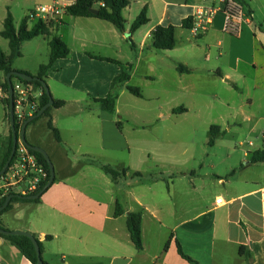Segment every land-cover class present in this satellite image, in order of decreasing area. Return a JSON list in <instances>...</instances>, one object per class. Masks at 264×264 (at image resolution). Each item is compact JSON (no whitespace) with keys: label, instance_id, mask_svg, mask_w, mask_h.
Wrapping results in <instances>:
<instances>
[{"label":"crops","instance_id":"0c3cea01","mask_svg":"<svg viewBox=\"0 0 264 264\" xmlns=\"http://www.w3.org/2000/svg\"><path fill=\"white\" fill-rule=\"evenodd\" d=\"M75 1L36 0L34 6L54 2L70 6ZM241 1L245 4L247 21L239 36H231L224 30L228 0H132L123 12L127 22L125 32L98 18L65 15L66 35L60 34L63 26L57 31L68 45L70 55L56 61L46 78L53 98L66 103L51 112L62 141H56L50 131L57 145L49 144L47 149L37 139H27L30 126L26 131L28 143L49 155L56 182L60 178V183L55 182L38 202L13 203L0 217L3 227L36 235L43 244L42 258L47 264H189L179 255L177 242L199 264H264V163L250 162L251 153L264 149V0ZM145 8L149 22L131 35L136 46L134 51L128 34ZM201 8H214L216 14L206 35L194 39L183 23L194 18ZM31 10L33 7L27 12ZM160 25L176 28L174 49H155L153 31ZM32 27L29 22V28ZM92 56L133 63L129 85L143 90L154 86L162 89L150 95L142 91L143 97L137 98L150 102L169 100L173 105L167 117L177 115L173 113L177 108L184 107L186 111L178 114H186L190 111L188 106L205 102L228 109L227 118L232 122L227 121L229 132L238 127L247 128L248 139L239 148L222 146V151L227 149L223 156L214 160L209 156L208 162L200 163V169L216 170L219 166L227 169L224 175L215 173L213 180L210 175H204L212 183L210 191H204L207 179L203 175L196 171H192L191 176L181 173L179 179L183 184L177 191L180 204L164 209L163 203L173 201L178 178H172L167 197L160 198L155 191L151 194L134 191L128 178L141 176L135 166H121L126 173L113 177L105 167L119 171L116 159L93 164L70 159L67 149L79 152L83 146L78 137L82 134L89 137L96 148L120 149V132L110 113L102 111L94 100L110 93L112 82L122 68ZM179 64L190 72L180 73ZM40 66L33 76L38 74ZM13 69L30 73L26 69ZM127 92L122 90L118 101ZM179 105L182 106L175 107ZM94 106L101 114L94 113ZM61 114L68 118L61 121ZM45 119L47 125L48 119ZM85 122L90 123L86 128L82 126ZM31 126L33 136L35 123ZM11 132L10 126L0 140V166ZM67 132L75 138L67 140ZM254 134L256 140L252 139ZM224 135L227 132L220 128L217 140L225 138ZM211 146L214 150L217 142ZM63 158L70 164L69 172L64 169ZM98 164H101L103 184L92 191L79 187L80 180L77 183L74 180L75 172L79 174L82 170L84 176L87 167H98ZM152 183L159 182L156 179ZM142 188L153 189L152 186ZM123 191L125 193L121 194ZM218 198L224 199L223 206L216 204ZM118 202L125 213L115 217ZM30 205L36 210L29 216ZM129 213L143 215L142 250H137L131 241L127 226ZM0 264L32 263L0 237Z\"/></svg>","mask_w":264,"mask_h":264},{"label":"rangeland","instance_id":"374dc122","mask_svg":"<svg viewBox=\"0 0 264 264\" xmlns=\"http://www.w3.org/2000/svg\"><path fill=\"white\" fill-rule=\"evenodd\" d=\"M35 3L36 0H0V51L10 54L9 41L1 36L8 12L13 15L15 27L19 30L23 19L29 12H27V9L33 7L34 10L36 7L34 6ZM35 22H30V27L34 26ZM65 27L60 28V34L66 35L63 30ZM58 33L56 31V36H59ZM49 41L48 38L40 36L25 42L21 49L22 56L15 60L13 67L15 69L29 70L31 74L35 75L38 67L48 62L50 55ZM3 75V73H0V83L4 82L5 77ZM1 77L4 78L1 79ZM140 89L145 91L146 95H150L153 91H162L160 86L144 88L145 90ZM210 89L213 90V88ZM216 90H219V88ZM172 105L165 98L150 102L149 99H138L129 92L125 93L118 101L116 112L110 114L111 120L115 123L114 126L120 132V149L103 150L96 148L89 142L90 138L82 134L78 137V141L80 140L83 146L79 152L67 149L70 159L73 162L80 161L87 162V164L91 162L93 164L94 161L103 163V160L108 161L113 158L118 161L115 163H118L119 171H122L121 166H135L136 171L141 173V176L135 175L132 178H128L134 191L137 193H152L155 191L160 195V198H162L161 196L167 197V188L171 184L172 178H178L173 201H166L165 204H162L164 209H167L170 205L178 207L180 198L177 191L182 188L183 184L181 179H179L181 178V173H188L191 176V172L196 171L199 175H203L202 177L204 178H206L204 175H210L212 180L215 173L224 175L227 171L224 166H219L216 170H212L209 168L200 169L199 165L201 162H208L209 156L212 160L223 156L227 149L222 151V146H227V148L237 146L239 148L240 145L247 141L248 130L246 127H238V129L235 128L229 132L227 121H231L227 118L228 109L217 104L201 102L194 106H188L190 111L186 114H171L167 117L170 114ZM93 108L95 110L93 112L96 115L101 112L97 106ZM66 118L68 117L63 114L59 116L61 121H65ZM89 124L85 122L82 126L86 128ZM214 125L226 131L227 135H224L225 138L219 139L220 141H216L217 147L213 150L210 145V139L211 127ZM10 126V112L3 102L0 101V140L6 136ZM32 128L30 126L28 129V140L37 139V142H41L47 149H49V144L51 146L57 145L51 132L47 129L45 118L35 122L33 136L31 135ZM65 138L71 140L75 137L71 132H67L65 133ZM252 139L256 140L255 134L252 135ZM62 163L64 169L69 172L70 164L66 160ZM99 165L101 164H98V167H87V174H84V176L82 170H80L81 172L79 171V174L78 171L75 172L74 180L76 183L80 180L77 185L87 191H92L98 184H103L100 178ZM58 179L60 178H57L56 184L60 183ZM156 179L159 183L154 185L152 182ZM206 179L204 191H210L212 183L208 178ZM141 186H152L153 189L148 190ZM126 188H129L128 185ZM122 193L125 192L123 191ZM30 207L29 216L36 210L32 205Z\"/></svg>","mask_w":264,"mask_h":264},{"label":"trees","instance_id":"16d2710c","mask_svg":"<svg viewBox=\"0 0 264 264\" xmlns=\"http://www.w3.org/2000/svg\"><path fill=\"white\" fill-rule=\"evenodd\" d=\"M132 0H76L74 4L67 7L66 15L73 16V17H91V18H98L104 21H107L109 23H112L115 27H117L120 31L125 32L126 30V19L124 18V10L130 6ZM236 2H240L243 6H245L244 2L241 0H235ZM98 10V14L95 15L92 13L91 10ZM193 18H189L188 20L184 21L183 26L190 29L193 26ZM149 22V18L147 15V8H145L141 14L138 16V18L134 21V23L131 26L130 33L128 34V40L131 43V48L135 51L136 46L132 41L131 35L136 32L139 28L146 25ZM65 25V22H61L60 24L55 23L52 20L49 21H43L39 20L34 23V26L30 29L29 28V21L27 17L23 19V22L21 24L20 29L17 31L15 27V22L12 14L9 12L7 18L4 21V29L1 32V36L9 41V47H10V54H6L3 51H0V72H3L5 75V82L0 83L1 86H3L6 90H9V84L7 81V76L12 71H16L13 69V63L14 61L22 56L21 48L24 42L30 41L36 37L44 36L48 38L49 41V47H50V56H49V62L45 65H41L38 74L36 77L40 78L42 81H34V82H27L24 81L26 84L34 86L36 89H40L43 92V95L41 97L40 101V108L37 114L48 104L49 102V96L45 91L44 84L46 82V78L48 75V72L53 68V65L56 61L59 59L67 58L70 55V49L68 45L64 42L63 39H61L59 36H56V31L61 27ZM153 40H154V47L157 50H172L176 47L177 39H176V28L174 26H163L160 25L156 27V29L153 31ZM95 59H98L100 61H106L111 62L114 64L119 65L122 68V72L113 80L110 93L102 99L94 100L95 103L99 105V108L102 111L108 112L110 114H114L116 112V106L117 101L119 98V94L122 90H127L129 93L134 95L135 97L142 98L143 92L140 88L134 87L129 85V82L132 77V71L134 69L133 63L123 64L120 61L110 59V58H104V57H94ZM177 69L180 73H189L190 70L186 68L185 66L179 64L177 65ZM22 72V71H20ZM28 75H32L28 72H22ZM33 76V75H32ZM14 79H18L15 77H12V81ZM3 104L6 106L7 110L10 111V100L7 99L3 102ZM65 101L55 100L53 106L50 107L43 116H40L33 122H31L29 126L34 124L36 121H38L41 118H47L48 119V129L52 132L54 138L56 141L61 142V133L60 131L53 125L52 122V109L53 108H62L65 106ZM181 111H186L184 107L177 108L174 110V114H178ZM120 125V123H118ZM27 127V129H28ZM16 129L19 131V125L16 124ZM220 136V128L218 126H212L211 127V139H210V145L215 144L216 140ZM13 149V135L11 132L10 138H9V144L6 149L3 162L0 166V172L4 168L6 162L9 160L11 153ZM33 151V150H32ZM33 153L37 156L39 162L44 165V167L47 169L49 173V180H51V168L48 164V161L43 156V154L33 151ZM250 162L252 164H260L264 163V149L255 151L251 153L250 155ZM105 171L110 174L113 177H120L123 176L126 171H116L109 167H105ZM56 182V178L54 180V183ZM53 183V184H54ZM45 188L43 187L39 192L43 191ZM47 191V190H46ZM45 191V192H46ZM38 192V193H39ZM11 196V195H9ZM6 196L3 199L0 200V207H2L6 201V199L9 197ZM40 200H27V197L17 196L14 195V198L11 200L10 204L7 205L1 212L0 217L8 212L12 206L13 203L18 202H38ZM125 211L123 206L118 202L116 204V210H115V217H120L124 215ZM142 221H143V215L142 213H129L127 217V226L130 232V237L132 243L135 245L137 250L143 249V240H142ZM0 237L8 240L13 246H15L32 264L38 263V255L37 251L34 245V242L32 238L26 234H31L28 232L23 231H16L17 234H12L8 229H5L2 225V222L0 220ZM33 238L36 239L38 242L41 252L43 253V244L39 240V238L31 234ZM47 238H51L48 236ZM170 242L166 244V249H168ZM177 250L179 255L185 259L189 264H199L197 261L192 259L190 256H188L181 244L177 242ZM251 257L253 255L251 254ZM43 259V258H42ZM43 264H47L43 260Z\"/></svg>","mask_w":264,"mask_h":264},{"label":"built area","instance_id":"2783aa9c","mask_svg":"<svg viewBox=\"0 0 264 264\" xmlns=\"http://www.w3.org/2000/svg\"><path fill=\"white\" fill-rule=\"evenodd\" d=\"M67 5L61 2L43 4L35 7L27 14L29 22L52 20L57 24L64 21ZM216 9L201 8L195 13L193 26L190 33L194 39H198L209 30ZM247 21L244 7L240 2L228 0L226 6V21L224 30L231 36H239L243 30V24ZM13 83V111L15 124L19 125V141L16 153L6 172L0 176V200L9 195L29 197L48 185L49 173L41 164L33 151L22 141L20 133L24 123L36 115L40 108L43 95L42 90L26 84L21 79H14ZM10 100L9 90L0 85V101ZM218 206H223V198L216 200Z\"/></svg>","mask_w":264,"mask_h":264},{"label":"water","instance_id":"95a60500","mask_svg":"<svg viewBox=\"0 0 264 264\" xmlns=\"http://www.w3.org/2000/svg\"><path fill=\"white\" fill-rule=\"evenodd\" d=\"M93 14L97 15L98 14V10H91ZM12 77H15V78H18V79H21L23 81H27V82H34V81H39L41 82L42 80L36 76H32V75H28V74H25V73H22L20 71H12L11 73L8 74L7 76V81H8V84H9V93H10V125H11V131H12V135H13V149H12V153H11V156L9 158V160L6 162L4 168L2 169V171L0 172V176L2 174H4L8 168V166L10 165L15 153H16V150H17V144H18V141H19V134H18V131L16 129V124H15V118H14V111H13V83H12ZM44 87H45V91L46 93L48 94L49 96V102L48 104L36 115L30 117L23 125L22 127V131L20 133V137L22 139V141L33 151H36V152H39L41 154H43V156L46 158V160L48 161V164L51 168V180L50 182L48 183V185L46 186V188L39 192L38 194L36 195H33V196H29L27 197V200H37L39 198H41L43 196V194L45 193L46 190H48L54 183V180H55V168L52 164V161L49 157V155L47 154V152L40 148V147H37V146H33L31 144L28 143L27 139H26V131H27V127L28 125L33 122L34 120H36L37 118H39L40 116H43L44 113L50 108L53 106V103H54V98L50 92V89L47 85V83L44 84ZM14 198V195H11L9 196L4 205L2 207H0V212L7 206L10 204L11 200ZM0 231L2 232V230L0 229ZM12 234H17L18 232L14 231V232H11ZM28 236H30L34 242V245H35V248H36V251H37V255H38V263L37 264H43V259H42V252H41V249H40V246L38 244V242L36 241L35 238H33L31 236V234H26Z\"/></svg>","mask_w":264,"mask_h":264}]
</instances>
